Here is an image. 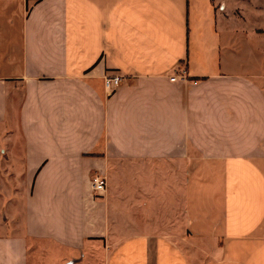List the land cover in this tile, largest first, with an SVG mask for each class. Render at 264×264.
Wrapping results in <instances>:
<instances>
[{"label":"crops","instance_id":"1","mask_svg":"<svg viewBox=\"0 0 264 264\" xmlns=\"http://www.w3.org/2000/svg\"><path fill=\"white\" fill-rule=\"evenodd\" d=\"M234 14L228 0H0V136L25 190L20 221L0 216V264H264V27ZM243 33L259 64L240 58ZM105 75L121 76L110 93ZM95 174L145 194L117 216ZM177 190L183 229L129 228V205L161 221Z\"/></svg>","mask_w":264,"mask_h":264},{"label":"rangeland","instance_id":"2","mask_svg":"<svg viewBox=\"0 0 264 264\" xmlns=\"http://www.w3.org/2000/svg\"><path fill=\"white\" fill-rule=\"evenodd\" d=\"M228 7L229 9H232L234 11H238L239 14H234L232 17L234 24H240L242 31H248L251 29V26L256 25L260 27H264V0H228ZM241 31V32H242ZM248 36L246 33H243L240 36L241 42V51L239 52L240 58H248L250 61H253L255 64H259L260 56L259 52L252 48V46L248 45V41H243V39L247 40ZM245 49V50H244ZM8 148H9V136H0V216L2 220L5 221V224L9 223L10 221L13 223L15 220L16 222L20 221V214L23 212V201H24V194L25 190L23 188H20L19 185H21L22 181L24 180V174L23 173H15L12 174L8 172V163H9V157H8ZM138 167V166H137ZM128 168H131L128 166ZM139 167L138 170H142ZM155 171L159 170L160 174H162V179L166 180L167 176H169L168 173V167L167 166H160L159 168L154 167ZM136 167L133 168L135 170ZM171 174V172H170ZM113 181H109L107 183V193L108 196L112 197L113 199V208L114 214L118 216L119 214V204L118 201L120 199L126 198V195L129 197L138 196L141 197V194H145L144 191H142L141 188L132 190H125L120 188L119 179L121 178V175L114 174ZM141 176V173H140ZM172 176V174H171ZM177 181L178 179L183 177V174L176 173ZM179 176V177H178ZM138 178L136 174H133V180L136 181ZM173 177V176H172ZM112 180V179H111ZM129 180V179H128ZM140 180V179H139ZM146 181V180H145ZM139 182V181H138ZM178 184V182H177ZM122 190V191H121ZM163 189L161 188L160 191ZM159 192V191H158ZM131 199V198H129ZM135 207L136 205L132 204L128 206V214H132L133 219H128V225L129 228H137V224L140 226V224H153V223H160V227L162 225L166 228L174 227L176 230L183 229L184 228V218H183V201L181 195L178 193L176 194L175 202L173 204V207L171 210L167 213L165 212V216H163V220H155V222L148 220V221H141L137 220L135 218L142 217V208L136 210L138 213V216L135 215ZM125 209V207H124ZM140 210V211H139ZM150 213V212H149ZM11 215V217H10ZM150 216V214H148ZM114 225L116 227L119 226L120 221L117 217L113 221ZM189 234L187 233V236ZM189 237V236H188ZM40 247L36 246L35 243H32L31 245V258L34 260V256L36 251L39 250ZM54 264H60V263H54ZM79 264H85L83 262H80Z\"/></svg>","mask_w":264,"mask_h":264},{"label":"built area","instance_id":"3","mask_svg":"<svg viewBox=\"0 0 264 264\" xmlns=\"http://www.w3.org/2000/svg\"><path fill=\"white\" fill-rule=\"evenodd\" d=\"M176 79H181L183 81H186L188 79V75L185 67L179 68L177 73L170 77V81H175ZM120 81H121V76L119 75H114V76L105 75L103 77V85L105 91L107 93L112 92L120 84ZM89 183H90V190L94 196H101L106 192L107 181L105 176L101 174H95L91 176Z\"/></svg>","mask_w":264,"mask_h":264}]
</instances>
